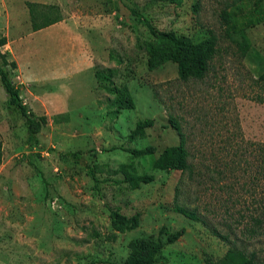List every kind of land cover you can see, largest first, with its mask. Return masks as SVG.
Instances as JSON below:
<instances>
[{"label": "rangeland", "instance_id": "obj_1", "mask_svg": "<svg viewBox=\"0 0 264 264\" xmlns=\"http://www.w3.org/2000/svg\"><path fill=\"white\" fill-rule=\"evenodd\" d=\"M28 2L60 21L34 32ZM229 2L0 0V60L16 63L11 77L23 105L45 118L32 141L0 83V264H124L133 242L156 239L162 227L185 233L155 264H220L232 245L264 264V22L241 25L249 43L242 56L220 18ZM148 24L193 42L215 32L218 51L205 78L183 83L169 61L150 70ZM114 88L131 96L132 109L117 108ZM169 117L191 173L151 168L179 143ZM146 119L153 126L130 141ZM146 146L156 153L126 151ZM144 174L154 181L139 189L123 182ZM114 208L139 213V227L114 231Z\"/></svg>", "mask_w": 264, "mask_h": 264}, {"label": "trees", "instance_id": "obj_2", "mask_svg": "<svg viewBox=\"0 0 264 264\" xmlns=\"http://www.w3.org/2000/svg\"><path fill=\"white\" fill-rule=\"evenodd\" d=\"M262 2L263 0H255L251 5H247L246 0H231L220 14L227 35L230 37L232 33L238 37L236 45L242 56H245L249 50V43L244 34L243 27L264 22V5ZM27 7L30 14L31 27L34 32L45 29L60 21L59 15L52 17L43 14V8H47L46 5L28 2ZM37 13L41 15L37 16ZM241 25L245 26L241 27ZM147 27L155 39L154 43L146 44L147 64L150 70L169 61L176 65L178 79L183 83L200 81L205 78L210 69L211 61L218 51L219 37L215 32L208 31L205 39L193 42L186 36H178L173 32H156L149 24ZM14 69H16L15 62H11L9 68L0 60V83L7 97V108L18 111L27 127L28 134L32 141H34L37 140V135L42 125L45 124V118L35 116L23 105L21 89L13 82L11 77V71ZM259 78L264 80V74ZM110 92L116 96L115 104L118 109H132L134 107L131 96L123 90L114 88ZM169 123L176 131L179 143L163 149L152 163L151 168L159 171H188L191 173V165L188 162L189 153L185 146L180 126L173 117H169ZM151 126H153V120L150 119L137 122L135 129L129 136V140L133 141L140 131ZM126 151L134 158H140L153 156L156 153V148L146 146L141 149ZM1 162L2 155L0 148V165ZM153 181L154 176L148 174L130 175L123 180L132 190L139 189L142 185H147ZM174 210L191 221L207 225L196 213V210H189L179 205H176ZM110 220L114 231L127 233L139 227L140 214L136 213L131 217H125L119 212L118 208H114L110 212ZM251 220L254 223L260 222L258 218H251ZM184 233V229L169 232L165 227L160 228L156 239H140L137 242H133L131 244V255L124 264H155L156 256L160 251L165 246L174 244ZM163 236L165 237L164 241ZM220 264H256V259L253 253H248L232 245L221 259Z\"/></svg>", "mask_w": 264, "mask_h": 264}, {"label": "crops", "instance_id": "obj_3", "mask_svg": "<svg viewBox=\"0 0 264 264\" xmlns=\"http://www.w3.org/2000/svg\"><path fill=\"white\" fill-rule=\"evenodd\" d=\"M44 3H46V2H44Z\"/></svg>", "mask_w": 264, "mask_h": 264}]
</instances>
